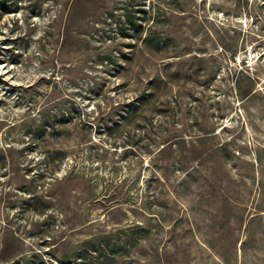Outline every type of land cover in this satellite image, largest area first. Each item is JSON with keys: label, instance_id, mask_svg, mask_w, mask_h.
Listing matches in <instances>:
<instances>
[{"label": "rangeland", "instance_id": "rangeland-1", "mask_svg": "<svg viewBox=\"0 0 264 264\" xmlns=\"http://www.w3.org/2000/svg\"><path fill=\"white\" fill-rule=\"evenodd\" d=\"M0 264H264V0H0Z\"/></svg>", "mask_w": 264, "mask_h": 264}]
</instances>
